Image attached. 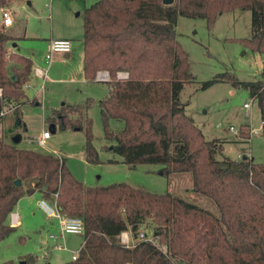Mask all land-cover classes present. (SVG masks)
Wrapping results in <instances>:
<instances>
[{
    "label": "trees",
    "instance_id": "trees-1",
    "mask_svg": "<svg viewBox=\"0 0 264 264\" xmlns=\"http://www.w3.org/2000/svg\"><path fill=\"white\" fill-rule=\"evenodd\" d=\"M10 1L0 0V7ZM238 10L250 12L251 34L242 42L264 55V0H175L170 6L162 0H99L84 12L83 77L93 82L99 71L110 77L107 95L97 102L104 138L114 142L105 149L129 167L158 165L166 178L188 175L191 192L209 199L217 214L124 183L85 186L64 158L0 139V241L14 231L6 220L18 201L39 192L49 202L56 194L62 213L83 222V245L68 264H264V163L246 156L217 160L224 142L207 141L180 101L193 76L177 41L178 17L203 19L211 28L219 16ZM16 39L0 31V113L23 104V86L33 72L29 58L8 52V42ZM118 73L126 79H117ZM220 81L243 88L256 102L264 140V71L255 82L221 74L200 89ZM92 103L62 106L45 122L52 134L83 131L85 160L98 163L91 121L80 122ZM20 121L17 108L13 131ZM112 121L118 124L111 127ZM238 138L250 139L248 125L240 126ZM126 231L136 242L131 248L119 241ZM140 232L157 238L165 253L138 241ZM23 262L37 264V257L27 255Z\"/></svg>",
    "mask_w": 264,
    "mask_h": 264
},
{
    "label": "rangeland",
    "instance_id": "rangeland-1",
    "mask_svg": "<svg viewBox=\"0 0 264 264\" xmlns=\"http://www.w3.org/2000/svg\"><path fill=\"white\" fill-rule=\"evenodd\" d=\"M98 1L13 0V24L6 29V33L17 39L8 42L9 48L30 55L34 47L40 48V39L43 38L49 39L53 36V39H56L67 35L73 41L72 56L65 62V74L57 71L49 73L48 80L39 93L36 91L42 85V80L34 82L31 89L23 87L25 97L30 101L37 97L40 104L38 107L34 104L17 107L25 116L27 135L36 138L42 130L50 133L45 121L53 111L62 106H84L87 99H91L93 103L81 115L80 122L84 123L86 119L91 121L92 144L97 152L98 163L85 160L83 131H56L54 134L50 133L51 139L47 142L48 147L62 153L66 167L75 180L88 187L124 183L156 194L170 193L217 214L216 207L209 199L191 192L188 175L166 178L160 175L158 165L129 167L122 163L121 157L105 149L110 148L114 142L104 138L97 102L106 96L107 85L84 82L82 74L84 12ZM9 5L0 8L6 11ZM176 32L177 41L188 55L193 76L192 82L184 86L180 101L187 106L186 113L193 118L207 141L225 140L224 151L216 156L217 160H222V156L231 160L246 156L253 158L255 162L264 163V140L258 131L261 124L260 115L256 102H252L248 92L243 88L232 87L227 81L216 82L205 90L200 89L201 83L225 73L234 75L240 82H255L261 78L264 55L251 51L242 42L251 34L250 12L238 10L223 14L215 20L211 28H208L203 19L178 17ZM246 103L252 104L251 117L243 107ZM17 108L0 121V139L8 142L10 138L19 135L22 140L16 143L17 147L33 148L47 153L42 148L36 149L35 146L26 144L23 131H13L14 113ZM244 123H250L256 131L250 143L239 142L238 136L228 130L233 126L240 131V126ZM117 124L112 121L111 127ZM36 198L30 202V206L22 208V227H14V231L0 241V264H22L27 255L37 257V264L71 262L72 254L57 248L62 241L49 238L52 235L57 239L60 235L58 221L48 218L37 207ZM6 223L9 224V219ZM143 231L150 233L144 228ZM83 241V236H65L67 248L73 251L78 250Z\"/></svg>",
    "mask_w": 264,
    "mask_h": 264
},
{
    "label": "built area",
    "instance_id": "built-area-1",
    "mask_svg": "<svg viewBox=\"0 0 264 264\" xmlns=\"http://www.w3.org/2000/svg\"><path fill=\"white\" fill-rule=\"evenodd\" d=\"M3 25L4 26H10L12 24L11 19V13L10 11L6 10L1 13ZM72 43L70 40L67 39H57L52 40L49 44L48 52L45 55V63L46 65H49L52 61V56L54 54H62V55H68L71 51ZM33 73L35 76L39 77L43 81L47 79V71L46 69H33ZM126 74L118 73L117 79L124 80L126 79ZM110 80V77L107 72L105 71H99L96 76L95 80L99 83H107ZM23 87L28 88L29 85L25 84ZM43 86L41 87V89ZM0 97H1V90H0ZM253 102V101H252ZM244 109L246 110V114L251 117V103L244 104ZM16 108V106L9 105L5 110H3L0 113V118H4L6 115H8L11 111H13ZM249 117V118H250ZM230 132L233 133L234 136H239V129H235L233 126H230L228 129ZM248 131L250 136L254 134L255 130L252 129V127L248 126ZM51 135L47 130H42L41 134L36 140V145L39 148H44L46 145V142L48 139H50ZM250 140V139H249ZM247 140V141H249ZM60 158V157H59ZM240 159V158H238ZM53 202H49L45 199H40L37 203V207L48 217L52 218L58 221L59 223V232L60 237L63 239L65 235H75V236H83L84 235V225L81 219L75 218V217H69L62 213L61 208L57 204V195H53ZM7 219H9V224L11 227H14L18 224V214L14 211H12ZM52 239H54V236H51ZM120 244L123 245L125 248H131L135 245V241L132 239L131 234L129 232H122L119 236ZM138 241H142L148 244H151L152 246L160 249L162 252L165 253V247L160 245L157 238L152 237L149 234H146L144 232H140L138 236ZM58 249H65L64 245H58ZM78 256V253H74L72 256V260L74 261Z\"/></svg>",
    "mask_w": 264,
    "mask_h": 264
},
{
    "label": "crops",
    "instance_id": "crops-1",
    "mask_svg": "<svg viewBox=\"0 0 264 264\" xmlns=\"http://www.w3.org/2000/svg\"><path fill=\"white\" fill-rule=\"evenodd\" d=\"M12 3H13V0H11L10 1V5H9V7L7 8L8 9V11H10V13L12 14L13 13V8H12ZM3 9L2 8H0V31H2L3 33H5V34H7L6 32H8L6 29H8L9 27H11V25L13 24V21H12V24L10 25V26H4L3 25V20H2V16H1V13L3 12L2 11ZM10 36H12V35H10ZM13 37V36H12ZM16 38V37H15ZM52 39H53V36H51L49 39H45V38H43V39H40V41L42 42V44H41V46H40V48L39 47H34L33 49H32V54H30V55H25V54H21V52L19 51V50H17V51H14L13 49H11V48H9L8 46H7V50H8V52L9 53H17V54H19V55H22V56H24V57H27V58H29L30 60H31V62H32V64H33V69H36V68H42V69H46V71H47V79L45 80V81H43L42 79H40L39 77H37V76H35V74L32 72V75H31V78H30V81H29V89H31L32 88V85H33V83L34 82H40V80H42V85L40 86V88L39 89H37V91H36V93H39V91L41 90V87L43 86V84L48 80V74L49 73H52V72H59V73H63V74H65L66 72H67V66H65V62L66 61H68V60H70V57L72 56V48H71V51H70V53L67 55V57H65V55H62V54H54L53 56H52V61H51V63L49 64V65H46V63H45V55H46V53L48 52V49H49V44H50V42L52 41ZM57 39H67V40H70L71 41V43H72V46H73V41L71 40V38L69 37V36H67V35H65V36H62V37H60V38H56V39H53V40H57ZM42 47H43V49H42ZM45 54V55H44ZM82 58H83V52H82ZM263 71H264V69H263ZM82 74H83V64H82ZM84 82H87L85 79H84ZM96 81H93V82H91V83H95ZM99 83V82H98ZM43 89V88H42ZM108 93V92H107ZM107 95V94H106ZM23 104L20 106V108H22V106L24 105V104H34V106H36V107H38L40 104H39V101H37V97L33 100V101H30L28 98H26L23 102H22ZM187 107V106H186ZM185 107V108H186ZM20 113H21V121H20V125H21V127L20 128H18L17 130H20V131H23V133H24V136H25V138L23 139L24 141H25V143L26 144H28V145H30V146H35L36 147V149H40L37 145H36V140H37V138L39 137H36V138H33V137H30V136H28L27 135V128H26V125H25V123H24V118H25V116H23V113H22V110H20ZM6 117V116H5ZM5 117H4V119H5ZM242 125H248V126H250L251 127V124L250 123H244V124H242ZM241 125V126H242ZM258 131H260L261 132V124H260V129L258 130ZM255 133H256V131L254 132V134H252L251 136H250V140L249 141H247V140H243V139H240V138H237V139H239V142H243V143H250L251 142V139H252V137L255 135ZM52 134V133H51ZM19 136V135H18ZM19 138H20V141L22 140V138L19 136ZM50 139H51V137H50ZM50 139H48L47 140V142L48 141H50ZM19 141V142H20ZM220 141H223V140H220ZM47 142H46V145H45V147L44 148H42V149H44V150H46L47 151V154H52V155H54V156H57V157H60V158H64L63 157V155H62V153L60 152V151H58V150H56V149H54V148H50V147H48V144H47ZM224 143H223V145H222V147H223V149H222V152H221V154L223 153V151H224V144L226 143L225 142V140L223 141ZM234 143V142H233ZM33 149V148H32ZM35 150V149H34ZM243 155H245V153H243ZM242 155V156H243ZM222 158H226L225 156H222ZM251 158V157H250ZM238 159V158H237ZM253 159V158H252ZM254 160V159H253ZM38 196V197H37ZM37 197V198H36ZM37 199V203H38V201L40 200V199H42V197H41V195H40V193L39 192H35L33 195H31V196H25V197H23V198H21L19 201H18V203L16 204V206H15V208L13 209L14 210V212H16L17 214H18V217H19V219H18V224L16 225V226H14L15 228H20V227H22V224H21V219H22V217L24 216V210L22 209V208H24V206H30V202H32V200L33 199ZM31 200V201H30ZM29 202V203H28ZM50 219H52V218H50ZM55 220V219H54ZM57 222V221H56ZM57 224V223H56ZM57 227H58V224H57ZM60 233V232H59ZM52 236V235H51ZM51 236L49 237L51 240H58V239H60L62 242H61V244H58V245H64V247H65V249H63V250H65V251H69L71 254H72V256L74 255V253H78L79 252V250H80V248L82 247V245H83V243H82V245H80V247H79V249L78 250H76V251H73V250H71V249H68L67 248V246H66V244H65V236L63 237V239H61V237H60V235L58 236V238L56 239V238H54V239H52L51 238ZM69 236H72V235H69ZM73 236H75V235H73ZM67 242V241H66ZM68 244V243H67ZM69 246V245H68ZM72 247V246H71ZM70 247V248H71ZM72 249H74L75 250V248L73 247ZM62 250V249H61ZM72 256H71V261H73L72 260ZM37 263H38V258H37Z\"/></svg>",
    "mask_w": 264,
    "mask_h": 264
},
{
    "label": "water",
    "instance_id": "water-1",
    "mask_svg": "<svg viewBox=\"0 0 264 264\" xmlns=\"http://www.w3.org/2000/svg\"><path fill=\"white\" fill-rule=\"evenodd\" d=\"M174 2H175V0H162V4H163L164 6H170V5L174 4ZM65 57H67V55H65ZM12 80H15V78L12 77ZM19 141H20V138H19L18 135H16V136L13 138V142H14V143H18ZM15 185H16V186H19V185H20V182H19V181H16V182H15ZM22 264H24V262H22Z\"/></svg>",
    "mask_w": 264,
    "mask_h": 264
}]
</instances>
